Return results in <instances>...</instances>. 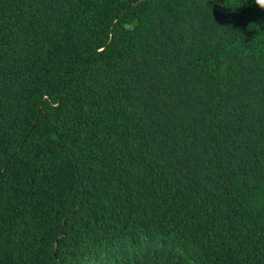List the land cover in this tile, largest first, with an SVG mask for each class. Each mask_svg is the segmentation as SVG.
I'll return each mask as SVG.
<instances>
[{
	"label": "trees",
	"instance_id": "16d2710c",
	"mask_svg": "<svg viewBox=\"0 0 264 264\" xmlns=\"http://www.w3.org/2000/svg\"><path fill=\"white\" fill-rule=\"evenodd\" d=\"M0 264H264L254 0H0Z\"/></svg>",
	"mask_w": 264,
	"mask_h": 264
},
{
	"label": "clouds",
	"instance_id": "9594fccd",
	"mask_svg": "<svg viewBox=\"0 0 264 264\" xmlns=\"http://www.w3.org/2000/svg\"><path fill=\"white\" fill-rule=\"evenodd\" d=\"M254 2L260 10L264 11V0H254Z\"/></svg>",
	"mask_w": 264,
	"mask_h": 264
}]
</instances>
